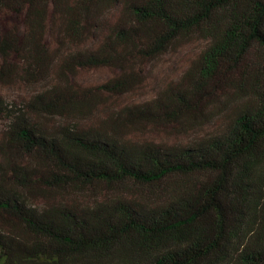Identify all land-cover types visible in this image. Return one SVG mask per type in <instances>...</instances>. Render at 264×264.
I'll list each match as a JSON object with an SVG mask.
<instances>
[{"label": "trees", "instance_id": "16d2710c", "mask_svg": "<svg viewBox=\"0 0 264 264\" xmlns=\"http://www.w3.org/2000/svg\"><path fill=\"white\" fill-rule=\"evenodd\" d=\"M0 13L24 25L0 32V264H264V0H0ZM192 39L206 45L150 100L68 120L95 110L80 70L118 69L100 89L123 95ZM38 82L20 106L2 93ZM223 94L233 105L206 135H123L200 122Z\"/></svg>", "mask_w": 264, "mask_h": 264}, {"label": "rangeland", "instance_id": "374dc122", "mask_svg": "<svg viewBox=\"0 0 264 264\" xmlns=\"http://www.w3.org/2000/svg\"><path fill=\"white\" fill-rule=\"evenodd\" d=\"M117 10L113 8L111 12L107 14L111 20H114L117 16ZM24 25L19 16L13 14L0 13V32H4L8 29H23ZM53 42V38L48 36V41ZM89 44H94V40L91 38L88 40ZM206 45L204 39H192L177 48L172 49L167 54L161 55L154 60L140 65L136 71L139 74V83L135 85L133 89L123 95H114L100 89V85L108 81L109 79L119 76L120 71L111 67H98L80 70L76 80L81 84L83 88H91L92 93H89V97H97L94 101V112L90 114L77 115L68 117V120L74 118L86 126H97L106 117L112 114H117L121 110L129 105L136 103H142L153 98L159 90L166 87L170 83H174L182 75V73L190 65L191 61ZM57 53V61L60 57ZM46 83H26L16 84L12 86L3 87L2 93L9 101V104H16L20 106L30 96L40 91ZM233 105V99L231 94H223L218 97L217 100L212 101L209 105V114L203 118L202 121L196 122L190 125H182L178 121H154V122H131L123 130V135L126 139L141 143L145 141H155L158 143H165L168 145H178L186 143L194 138L206 135L207 133L215 130L220 126L223 118V114L227 113ZM55 123L65 121V118H54ZM6 124V120L0 118V137L3 132V128ZM88 195L87 193L85 194ZM68 196V197H67ZM75 195H57L56 199L70 200L75 199ZM79 198V197H78ZM87 198H84L86 200ZM43 200L37 201V204L41 205Z\"/></svg>", "mask_w": 264, "mask_h": 264}]
</instances>
